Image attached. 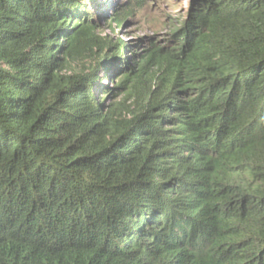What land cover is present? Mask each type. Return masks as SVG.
Returning <instances> with one entry per match:
<instances>
[{"label": "trees", "instance_id": "obj_1", "mask_svg": "<svg viewBox=\"0 0 264 264\" xmlns=\"http://www.w3.org/2000/svg\"><path fill=\"white\" fill-rule=\"evenodd\" d=\"M112 1L0 0V264H264V0Z\"/></svg>", "mask_w": 264, "mask_h": 264}, {"label": "rangeland", "instance_id": "obj_2", "mask_svg": "<svg viewBox=\"0 0 264 264\" xmlns=\"http://www.w3.org/2000/svg\"><path fill=\"white\" fill-rule=\"evenodd\" d=\"M103 1V0H102ZM106 1V0H105ZM112 1V0H111ZM125 0H113V6ZM192 0H151L147 11L140 16H122L124 21H105L101 25L102 37L111 38L115 42L125 43L129 50L126 51L127 59L131 63H142L143 56H148L150 46L156 41L162 45L169 38V34L187 16ZM118 3V4H117ZM113 12H110V14ZM148 70H152L153 65H148ZM135 70L137 67L134 68ZM118 99L117 101H120Z\"/></svg>", "mask_w": 264, "mask_h": 264}]
</instances>
